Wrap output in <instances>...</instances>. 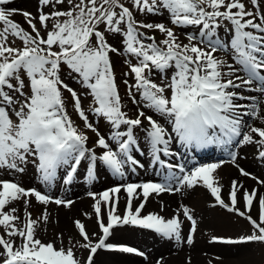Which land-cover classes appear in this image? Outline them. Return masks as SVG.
Masks as SVG:
<instances>
[{"label":"snow or ice","instance_id":"obj_1","mask_svg":"<svg viewBox=\"0 0 264 264\" xmlns=\"http://www.w3.org/2000/svg\"><path fill=\"white\" fill-rule=\"evenodd\" d=\"M10 2L0 0V22L4 25L0 31V168L23 172V165L31 162L41 173L42 180L48 182L54 179L58 168L70 165V182L72 174L87 154L91 165L89 177H93L97 160L114 174L123 177V169L128 162L138 165L129 152L136 143L133 129L141 127L144 121H147L144 130L150 138L154 158L165 165L160 154L173 155L168 147L173 133L189 145L211 143L220 138L218 132L227 141L241 136L239 110L248 106L236 103L237 100H253L250 114L259 116L258 98L245 97L234 89L264 94V0H133V8L139 13L157 15L167 11L172 24L197 26L200 29L198 36L189 35L188 44L180 42L173 29L164 24L138 21L133 10L121 0H41L43 5L52 7L65 3L70 5L65 10L57 9L38 16L45 30L49 22L55 20L46 35H41V29L34 22L37 18L30 13L24 12L23 15L32 29L31 33L11 20L16 10L4 7ZM225 22L230 25L226 28L231 33L229 41L217 36V30ZM100 25L104 26L103 31ZM141 29L159 31L164 34V39L158 42L154 35H148L147 31ZM105 31L122 34L125 51L137 59L136 64L128 62L129 73L125 74L134 76L135 83L124 81L132 102L140 108H150L167 117L173 125L172 132L143 110H138L135 118L128 117L122 110L121 95L110 57V53L117 49L107 42ZM10 36L19 39L21 45L11 46ZM201 44L205 46L201 47ZM221 51L231 55V63L217 56V52ZM62 65L74 72L90 91L95 105L92 111L96 115L104 117L116 129H120L121 125L127 126L126 132L117 131L112 136L117 142L118 151L113 150L108 140L88 121V116L81 108L80 97L61 79ZM154 70H173L170 82L165 85L154 82L150 78ZM21 73L25 74L27 84ZM254 83L257 85L255 88L251 87ZM62 88L71 93L75 109L85 121V127L96 133L95 143L103 150L99 156L94 149L87 147L89 137L75 126L68 115ZM133 90L140 94V101L133 95ZM259 118L264 120V116ZM253 133L260 139L255 140ZM242 140L246 144L264 146V128H251ZM260 155L264 157V152ZM166 166L176 167L170 163ZM219 166L211 164L197 167L181 177V184L194 187L202 182L221 206L248 219L254 230L258 231V235L254 231L243 240L264 242V226H261L264 225V197L257 200L255 190L243 193L249 212L254 200H257L259 223L236 207L239 190L236 181L232 182L229 194L231 206L226 204L220 195L221 188L214 186L216 181L212 177ZM180 170L183 172V167ZM240 172L244 176L249 175L243 169ZM122 188L127 204L126 213L121 217L115 214V209ZM166 190H170L166 185L146 182L129 183L103 192L101 200H96L94 204L103 234L99 242L93 244L85 225L79 220L75 221L79 235L85 241L81 247L89 250L85 264H92V255L98 249L114 247L105 241L112 235V230L120 225H136L168 237L175 234L179 240L181 222L178 218L165 220L156 214L140 215L150 194ZM141 195L144 199L133 211L132 200L139 199ZM33 197L44 205L54 202L70 207L72 203L60 199L53 201L35 189L0 181V226L5 229L7 236L19 237L21 241L17 244L15 240L0 235V248L3 249L0 256L5 257L0 260V264H81L71 247L58 249L53 243H43L36 238V228L41 220L47 222L48 213L45 210L39 220L32 218L31 213L27 212V205L29 198ZM18 200H24L27 213L23 228L17 227L15 223L20 220L14 214L18 209L5 211L6 206ZM101 202L109 206L107 224L101 215ZM184 215L191 221V232L195 233L196 221L188 208H184ZM188 243H192L191 236ZM119 250L136 252L131 247Z\"/></svg>","mask_w":264,"mask_h":264},{"label":"rangeland","instance_id":"obj_2","mask_svg":"<svg viewBox=\"0 0 264 264\" xmlns=\"http://www.w3.org/2000/svg\"><path fill=\"white\" fill-rule=\"evenodd\" d=\"M36 2H37V0H18L17 4H15L14 9L17 11H21L22 13L27 12V13L32 14V10H31L32 6L31 5L35 4ZM76 2H79V0H76ZM121 2H123L126 6L130 7L135 12V16H136V19L138 21H141L143 23L163 24V21L159 19V16L157 18H152V17L148 16V13H139L135 8H133V0H121ZM38 5H43L41 0H38V3L34 6V8ZM68 7H70V5L65 3V5H63V6L57 5L56 10L57 9L65 10ZM164 12H166V11H164ZM34 13H35V11H34ZM169 16L170 15L168 13V18H169ZM36 18L37 19H35L34 22L36 23L37 28L41 29V35H46V31L51 30L52 24L55 22V20L50 21L48 29L45 30L40 25L39 20H38V16ZM3 27H4L3 23L0 22V31L3 30ZM99 27H100V30H102V31L104 30L103 25H100ZM25 30L30 32V33L32 31L30 26L28 29H25ZM141 30L147 31L148 35H154L156 38H159V41L164 39V34L160 33L159 31H151V30H146V29H141ZM219 35H221V31H219ZM107 36L109 38L110 32L105 31V37L108 41ZM9 39L12 42L11 46L19 47L21 45V41H19V39L11 37V36L9 37ZM122 46L124 47V51H123V53H124L125 47H126L124 44V41H123ZM204 46L205 45L203 44L202 47H204ZM221 55H224V53ZM130 56L136 59V57L134 55H130ZM114 72H115L116 82H117V85L119 88V92L121 95V102L123 105L122 110L127 113L128 117L135 118L137 111L143 110V111H145L146 115L152 116L153 119L159 123V121H161V120H159V113L155 112L154 110H152L150 108H146V107L140 108L137 104H134L132 102V99L128 93V86L124 84V81L127 80L129 82V84H134L135 79H134V76H132V75H125L126 73H129V64H128V60L126 59V56L121 55L117 58L116 66L114 67ZM21 75H22V77L25 78V83L27 84V79H26L25 74L21 73ZM60 76H61V79L64 82V84H66L68 86H72L71 89H73L77 93V95L80 97L81 108L85 109L86 112L87 111L93 112L92 109L95 107V105L93 103V97L90 94V91L82 83L81 79L74 72H72L66 65H62ZM165 76H167V75H165ZM151 77H152L151 79L154 82H156L157 84L165 85L168 83L167 81L165 83L161 82V80L164 79V73L161 74V76H159V74H155L154 76H151ZM25 91L27 92V89H25ZM61 91H62L64 99L66 97H69L68 100H64L65 108L69 112L70 110H73L75 108L74 99H73L71 93L69 91H67L66 89L62 88ZM133 95L136 96L137 101L141 100L140 94L136 93L135 90H133ZM13 119H15L14 116H13ZM101 120L107 122L106 126L110 128V135L107 136L106 140H108V142L110 143L113 150L118 151L117 142L112 139V136L115 134V128L104 117H102ZM168 122L170 123L169 119H168ZM146 127H147V121H144V124L139 128L145 129ZM140 129H137V130H136V128L133 129V135L135 136L134 138L136 140V143L132 147H134L136 150L143 147V145L144 146L146 145L149 148V141L148 140L145 144L141 143V142H143L145 135L142 132H140L141 131ZM126 131H127V129L125 130V132ZM121 132H123V131H121ZM102 151L103 150L101 149L100 151L96 152L97 156H99L102 153ZM129 154H131V156L134 157L133 152L130 151ZM29 159L31 160V158H29ZM90 166H91L90 161H88L83 166L84 167L82 169L83 172H81L79 174V177L77 178L78 182H80V181H81V183H83L84 181L89 182V181H92L94 178H97L96 170H94L93 177H89V172L85 171ZM149 166L150 165L148 162L145 163V167L147 170H148ZM23 167H24L23 172L10 170L7 168H0V181H10L11 179L14 181L19 180V181H22L24 183V185H23L24 188L36 185V186L44 187L51 192L63 193V189L56 188V186L52 187L51 185L48 184V182L43 181L41 173L37 170L36 166L34 164H32L31 162H29L26 165H23ZM101 167H102V164L97 165L98 169H100ZM66 168L63 167V171H65ZM79 170H80V167H79ZM123 171L125 172L126 175H129V176L133 175L132 170H125V168H124ZM149 177H150V182L159 183V171L158 170L153 169L151 172H149ZM135 181H136V177H135V180H130V182H133V183H136ZM70 188L71 189L76 188V185H73ZM137 191H140V190H137ZM90 192H94V191L88 189L87 197L92 200V198L90 196ZM124 199H125V196H124ZM29 200H30V202L27 205V212L31 213L33 219L39 220L42 216V213L45 210L48 213V218L53 213V211H52V210H54L53 207H51L52 210H48L46 208L47 206H42L44 204L38 203L35 199H29ZM15 202H17V203L20 202L22 204V205H17L18 211L16 213H14L15 215L20 217V220L16 221L15 223H16L17 227L23 228L24 222L26 221V218H27V213L25 211V203H23L21 200H18ZM63 206H65V205H63ZM62 208H64V207H60L58 209H62ZM70 209L71 208L65 207V210H63V211L67 215H69L73 212V210L67 212ZM8 210H10V208L6 207L5 211H8ZM107 211L108 210H106L104 212V216L107 214ZM77 214L78 213L76 212V215ZM206 215H211V217L204 218L203 222H201V220H200L199 226H198L199 228H197L196 237L194 239H192V243H188V245H186V246L174 247L172 252H170V255L174 256V257H171L168 260L176 258L178 260L182 259V261H186V257L188 256V258L190 260H191V258L198 259L199 264H264V246H262L260 244H258V245H260L262 251L259 248H257V244L256 245L251 244L248 246V249H246V250L243 249L242 247H238L237 251H239V252L236 254H232V252H228V251L216 252L214 250V248L210 245V238L209 237L211 235H214V234L216 235V233H218L219 226H222L224 224L233 225L229 234H231V236H235L237 238L246 237L249 235V232H248V230H244V228L240 227V223H237L233 220L232 221L231 220H223L218 214H216V212H211L210 214H206ZM77 220H79L80 222H82L85 225V223L82 219L76 218V221ZM93 220H94L93 224L97 226L96 221H98V219H96L95 216H93ZM220 220L222 221V223H219ZM43 223H45V222H43L41 220V222L39 224H43ZM104 223L107 224V222H105V221H104ZM241 223H243L247 226V224L242 220H241ZM70 227H71L70 230H67L65 228L61 229V234H64V236L62 238V241L57 242L56 248L59 249L61 247H64L65 249H67V248L71 247L75 253L76 258L82 262L83 259L85 258V255L87 254V250L85 249L83 254H81L80 248H82L81 244L85 243V241H83V239L81 240L82 237L79 235V230L77 229V227L75 225L72 224L71 221H70ZM53 229L55 231H57L54 227H53ZM1 231H2L1 233H3L5 239L15 240L17 244L21 243L19 237L7 236L4 228H1ZM57 234L58 233H54L51 236H47V235L41 233V230L38 228V226L36 228V238L37 237L40 239L41 238H49L52 240H56ZM184 238H186V237H183V238L180 237L179 240H177L176 238H172L171 240H174V241H176L182 245ZM186 239H188V238H186ZM171 240H167V241H165V243H167ZM42 242L43 243H53L51 241H43V240H42ZM93 242H94V240H92V243ZM138 244L140 247L149 250L148 246H146L144 243H138ZM2 252H3V249L0 248V253H2ZM166 252L167 251L159 253V257H162L165 254H168ZM226 253H228V254L224 255ZM219 255H223V256H219ZM233 255L236 256V259L234 262L225 261V259L230 258ZM4 258L5 257L0 256V260H3ZM117 258L118 259H125L124 257H119V256ZM159 264H160V260H159Z\"/></svg>","mask_w":264,"mask_h":264},{"label":"bare ground","instance_id":"obj_3","mask_svg":"<svg viewBox=\"0 0 264 264\" xmlns=\"http://www.w3.org/2000/svg\"><path fill=\"white\" fill-rule=\"evenodd\" d=\"M13 2L9 3L8 5H5L9 10H13L15 8V5L12 4ZM38 3V0L35 4H32L31 6L34 7ZM15 10V9H14ZM56 10V6H48V5H38L35 7V13L32 14V17H37L40 14H49L52 11ZM23 13L19 11H15V14H13L10 19L16 21L18 24H20L21 27L24 29H28L29 25L26 22V17L22 15ZM182 32L187 35H197L198 32L193 27H182ZM32 32V31H31ZM116 33H111V39L109 41V44L116 48L117 51L110 53L111 58H115L119 56L121 51L123 50L120 46V40L117 38ZM188 38H186L187 40ZM88 121L93 124V126L97 129V131L100 133V135L109 136L110 135V128L107 127L104 122L101 123L98 121L99 119L95 116L87 115ZM259 116H264V100L259 103ZM259 116H253L250 118H247L248 121L245 120L247 125H241V136L239 137H233L232 138V145L234 148V153L230 157L232 163L230 162L227 167H225L218 175V177L214 178V186H219L221 188V198L224 200L226 198V190L227 188L232 187V182L236 181L238 184V196L243 198V193L245 191L251 193L253 190L257 192L258 199L260 197H263L264 190H259L260 188L257 187V180L264 175V157L260 155L261 152L264 150V146H261L258 143H243L242 137L245 134H248L251 131V128L253 127H261L264 128V120L260 119ZM80 129V131L86 133L84 129L80 128V125H76ZM166 127V130L169 132H172L173 125L171 124H164ZM90 130V129H89ZM91 131V130H90ZM255 140H259L260 137L257 136L255 133L252 134ZM176 135L173 133L171 138H174ZM89 139L93 140V135H89ZM240 169H243L245 172L249 173L248 176H244L241 174ZM221 176H224L222 179H220ZM242 185L243 187H239ZM205 187L202 182L198 183L196 186H194L190 191L189 189L182 192L177 193L174 196H160L159 194L153 193L152 195H149L147 207L150 205L152 208H157L161 213L163 214H175V218H178L181 222V227L185 226V221L179 217L176 213V211L180 208H182L185 204L186 205H192L196 208V210L201 213H209L213 211V207L218 205L219 203L216 201L215 196L209 195L205 191ZM231 189V188H230ZM123 193H120L119 196H122ZM126 198V196H125ZM127 199V198H126ZM243 200V199H242ZM89 201L85 198L80 199L79 205L73 210V212L69 215L64 213L60 209L52 210L50 206L47 205L48 210H52L53 213L48 218V221L43 224H39L38 228L41 230L42 234H45L47 236H51L54 233H57L61 229L65 228L67 230H70V220L71 217H77L76 212L78 215H82L80 219H82L89 230V237L90 239H93L94 236H98V232L95 231V228H91L93 224H90V218L92 217V208L93 206L89 205ZM77 204V202H76ZM146 206V205H145ZM145 208V207H144ZM84 212V213H83ZM143 212H148L147 210H144ZM73 223V220H72ZM54 225V226H53ZM53 227L58 230L55 231ZM127 228H123L125 230ZM116 231V230H115ZM114 231V241L121 242V241H127L130 238L134 239H152L150 236H148L147 232H143L140 230L133 229V231L126 230L121 232H115ZM119 231V230H118ZM45 241H49L51 239L49 238H43ZM82 240V238H81ZM42 241V240H41ZM113 254L109 253H100L97 252L94 264H138L139 261L136 259H127V260H121L114 256ZM181 260L178 259H172L171 262H168L166 264H184L180 263ZM198 263V260L192 261V263ZM199 264V263H198Z\"/></svg>","mask_w":264,"mask_h":264}]
</instances>
